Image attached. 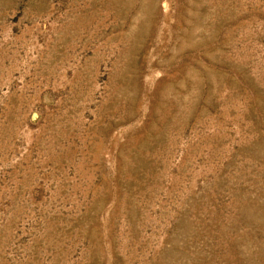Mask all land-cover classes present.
<instances>
[{"label":"rangeland","instance_id":"rangeland-1","mask_svg":"<svg viewBox=\"0 0 264 264\" xmlns=\"http://www.w3.org/2000/svg\"><path fill=\"white\" fill-rule=\"evenodd\" d=\"M0 264H264V0H0Z\"/></svg>","mask_w":264,"mask_h":264}]
</instances>
